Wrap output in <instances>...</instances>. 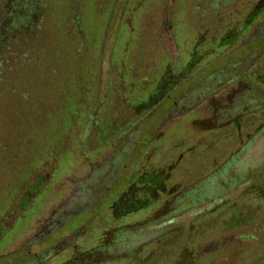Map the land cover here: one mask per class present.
<instances>
[{
  "label": "rangeland",
  "instance_id": "obj_1",
  "mask_svg": "<svg viewBox=\"0 0 264 264\" xmlns=\"http://www.w3.org/2000/svg\"><path fill=\"white\" fill-rule=\"evenodd\" d=\"M107 2L102 0L96 10ZM81 8L90 12L87 6ZM130 10L120 3L108 27L103 21H84V28L79 27L83 34L74 36L76 98L81 114L93 119H66L64 125L63 120L9 119L7 112L0 119V264H25L48 250L54 253L40 264H65L74 243L78 251L85 250L110 228L131 225L146 227L134 230L140 249L154 248L156 240L148 234L155 227L176 222L185 226L238 194L234 187L192 202L183 197L176 206H187L163 216L176 184L192 177L187 170L206 159L209 150L222 148L213 147L215 138L233 135L232 125L212 130L216 108L235 87L238 93L246 90L250 100L262 95L242 80L253 66L245 68L240 57L227 58L235 42L248 40L252 24L240 39L222 45L218 35L225 31L220 25L225 12L220 17L216 1L143 0ZM161 10L165 14L158 36L154 19ZM69 55L62 71L70 69ZM236 77V85H230ZM235 119L254 118L238 114ZM178 159V167L172 166ZM236 162L235 172L243 175L264 167V128ZM161 169L170 176L162 189L164 179H143ZM220 232L214 224L203 239L212 240ZM243 247L232 254H206L201 261L238 263L254 243L247 241Z\"/></svg>",
  "mask_w": 264,
  "mask_h": 264
},
{
  "label": "trees",
  "instance_id": "obj_2",
  "mask_svg": "<svg viewBox=\"0 0 264 264\" xmlns=\"http://www.w3.org/2000/svg\"><path fill=\"white\" fill-rule=\"evenodd\" d=\"M142 1L109 0L106 6L96 10L102 0H0V119H5V112L9 119L12 116V119H47L58 120V123L63 120L64 125L66 119L68 122L71 119H93L92 114H81L83 110L76 98L74 36L83 34L79 27L84 28V21H103V27H108L117 5L121 3L127 10L135 11ZM213 1H216L220 17L222 11L225 12L220 24L225 31L219 32V44H230L231 39L236 37L240 39L252 24L248 40L235 42L227 58L240 57L244 59L245 68L253 66L242 80L254 90L260 89L262 95L255 97L254 94L250 100L246 90L238 93L235 87L225 98V103L216 108L213 116L217 119H210L212 130L232 125L233 135L215 138L213 147H222L218 151L206 148L209 156L195 162L194 167L187 170L192 177L186 183L176 184L170 193L175 201L171 199L165 205L163 216L167 217L187 206H176V202L183 197H189L192 202L207 197L213 190L224 192L234 187L240 189L238 194L231 201L222 202L215 210L192 217L193 220L185 226L176 222L155 227L148 234L151 240H156L154 248L140 249L133 235L134 230L146 227H112L85 250L78 251L79 246L74 243V252L65 264H206L201 261L203 255L215 252L232 254L233 249H243V243L247 241L254 243L252 252L243 261L234 264L264 262V167L253 169L248 176L235 172L234 168L237 155L264 128V0ZM82 6H87L90 12L86 8L82 10ZM164 14L161 10L154 19L158 36L160 18ZM207 27L206 33H210L211 27ZM99 31L98 27L97 33ZM210 40H215V36L212 35ZM158 50L162 51L161 45H158ZM66 54H70V69L65 72L61 69L67 65ZM239 61H236L237 65ZM231 80L230 85H236L239 79ZM250 101L255 103L253 107L248 105ZM8 104L10 107L6 110ZM238 114L254 119H235ZM180 163L181 159H178L172 166L178 167ZM165 172L163 169L149 172L144 174L143 179L149 180L154 175L158 180L164 179L165 184L159 186L162 189L170 177ZM233 172L236 176L232 178ZM214 214L218 217L210 218ZM200 218L203 220L198 222ZM147 224L148 221H145L143 225ZM214 224H218L221 232L214 239L205 241L203 238ZM161 236L164 238L160 239ZM225 246L228 249L221 250ZM145 250L146 254L141 256ZM53 253L52 250L40 253L25 264H40ZM26 255L27 252L24 253Z\"/></svg>",
  "mask_w": 264,
  "mask_h": 264
}]
</instances>
